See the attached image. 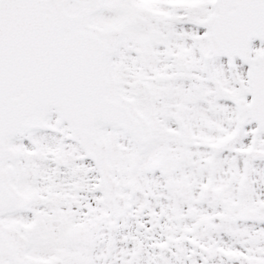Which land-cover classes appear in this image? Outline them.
I'll list each match as a JSON object with an SVG mask.
<instances>
[{
    "label": "snow or ice",
    "instance_id": "6c2138e0",
    "mask_svg": "<svg viewBox=\"0 0 264 264\" xmlns=\"http://www.w3.org/2000/svg\"><path fill=\"white\" fill-rule=\"evenodd\" d=\"M0 264H264V0H0Z\"/></svg>",
    "mask_w": 264,
    "mask_h": 264
}]
</instances>
